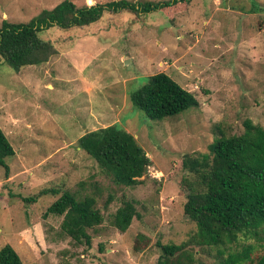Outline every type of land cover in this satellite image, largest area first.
Wrapping results in <instances>:
<instances>
[{"label": "rangeland", "instance_id": "rangeland-1", "mask_svg": "<svg viewBox=\"0 0 264 264\" xmlns=\"http://www.w3.org/2000/svg\"><path fill=\"white\" fill-rule=\"evenodd\" d=\"M63 1L0 0V27L28 23ZM70 1L82 7L115 0ZM175 9L106 11L89 26L52 27L39 34L56 50L42 65L18 70L0 56V129L16 153L7 159L11 170L24 171L15 187L0 167V249L12 245L24 264H157L158 240L181 244L197 231L184 215L185 156L208 154L222 135L243 134L247 120L264 127V0H192ZM161 72L199 106L162 121L133 109L130 91ZM114 124L152 161L137 186L115 185L78 147L87 132ZM48 160L60 163L59 175L40 167ZM45 189L57 194L24 202ZM66 190L97 198L104 223L89 230L90 247L63 236V217L44 216ZM124 196L137 202L140 217L121 232L112 220Z\"/></svg>", "mask_w": 264, "mask_h": 264}, {"label": "trees", "instance_id": "trees-1", "mask_svg": "<svg viewBox=\"0 0 264 264\" xmlns=\"http://www.w3.org/2000/svg\"><path fill=\"white\" fill-rule=\"evenodd\" d=\"M192 0L160 2L115 0L105 4L77 6L64 0L53 9H45L28 23L4 21L0 27V56L15 69L47 63L56 53L39 34L52 27L64 30L89 26L106 11H130L147 15L153 11L177 13L179 5ZM133 109L140 110L152 121H162L199 106L196 96L180 86L170 75L161 72L129 93ZM241 135L220 136L209 146L208 154L187 155L183 160L186 175L181 188L187 196L185 219L194 222L197 231L181 244L157 247V264H264V127L247 120ZM78 147L95 160L117 186L134 187L141 183L152 161L136 137L124 127L114 124L87 132L78 140ZM16 155L13 146L0 129V167L6 179L10 175L7 159ZM81 185L85 184L81 182ZM53 193L45 189L23 198L36 203L39 197ZM110 196L106 201L109 206ZM137 202L123 197L113 215L112 225L126 232L134 218L140 217ZM63 217L61 233L76 244L91 246L89 230L104 223V216L95 196L79 199L65 191L46 211L45 217ZM141 248L135 247V251ZM0 264H24L10 244L0 249Z\"/></svg>", "mask_w": 264, "mask_h": 264}, {"label": "crops", "instance_id": "crops-1", "mask_svg": "<svg viewBox=\"0 0 264 264\" xmlns=\"http://www.w3.org/2000/svg\"><path fill=\"white\" fill-rule=\"evenodd\" d=\"M81 88V87H80ZM88 90H89V88H88ZM84 93H86V95L88 94V92H84ZM56 153H59V151H56ZM50 158V157H49ZM51 160V159H50ZM50 160H48V161H46V162H44V163H41L40 164V167H45V169H46V171H45V173H46V175L47 176H50L52 173H54L55 175H59V171H60V163L59 162H57V163H55V164H50ZM22 168V166H20L19 167V169H21ZM11 169V168H10ZM19 171H17V172H15V171H12V170H10V175H9V178L8 179H5V181L4 182H7V183H10V184H14L15 185V187H16V185L18 184L17 183V181H18V179H17V177H19V175H22V173L24 172V171H22L21 172V174H19L18 173ZM19 182V181H18ZM27 182H29V181H27ZM27 182H26V184H27ZM24 183V182H23ZM25 185V184H24ZM14 187V188H15ZM18 252V251H17ZM19 253V252H18ZM20 254V253H19Z\"/></svg>", "mask_w": 264, "mask_h": 264}, {"label": "water", "instance_id": "water-1", "mask_svg": "<svg viewBox=\"0 0 264 264\" xmlns=\"http://www.w3.org/2000/svg\"><path fill=\"white\" fill-rule=\"evenodd\" d=\"M126 63H127V61H126ZM80 149V148H79Z\"/></svg>", "mask_w": 264, "mask_h": 264}]
</instances>
